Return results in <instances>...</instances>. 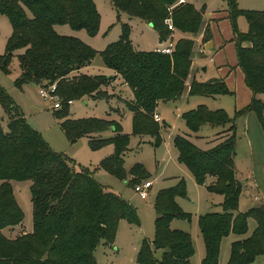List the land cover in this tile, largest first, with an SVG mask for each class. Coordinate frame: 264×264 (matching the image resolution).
Returning <instances> with one entry per match:
<instances>
[{"label":"trees","instance_id":"1","mask_svg":"<svg viewBox=\"0 0 264 264\" xmlns=\"http://www.w3.org/2000/svg\"><path fill=\"white\" fill-rule=\"evenodd\" d=\"M178 0H111L118 12L151 25L159 41L169 38L164 20L183 34L201 32L205 8L196 9L190 1ZM229 15L236 43L238 65L253 93L251 102L230 117L225 109H210L199 104L182 114L190 132L203 126L219 127L218 136L204 149L183 135L173 137L177 161L184 165L197 184H207L210 192L221 194L222 211L199 216L198 225L206 247L202 264H219L221 241L231 232L245 234L248 219L257 227L252 235L234 243L231 264H250L264 255V206L239 212V199L244 188L236 173L237 116L254 111L264 130V10L239 9L228 0ZM0 14L12 27L1 68L15 50L20 74L17 85L56 82L63 98L77 99L85 95L108 99L103 88L114 76H89L81 69L91 63L96 50L76 37L57 33L54 26L68 24L74 30L84 29L94 35L100 15L93 0H0ZM244 15L248 31L241 32L237 16ZM119 38L100 52L103 63L118 74L130 88L132 99L127 108L132 115V132L149 135L154 144L161 140V126L154 119L159 102L180 98L192 64L194 39L180 36L170 54L141 51L133 47L128 24H122ZM212 38L206 24L203 42ZM2 60V59H1ZM0 60V61H1ZM233 94L223 78L207 81L193 79L188 95L211 96ZM0 104L6 115V129L0 121V264H97L93 251L102 241L112 244L121 219L139 225L136 209L123 197L104 188L88 169L76 171L72 161L51 148L41 134L27 122L20 107L0 87ZM67 104L54 109L57 118H65L61 128L69 142L87 135L91 149L114 145V152L100 161V167L119 179H126L123 155L129 138L119 123L101 118H70ZM111 129V138L95 134ZM94 134V135H93ZM130 184L148 177L141 163L130 169ZM214 181L207 183L208 179ZM10 180H30L32 230L9 238L3 229L21 223L23 211L17 203ZM138 181V182H137ZM183 178L160 189L154 199L156 212L154 237L143 239L137 264H191L194 253L190 235L172 228L174 219H189L178 204L186 196ZM160 251L157 257L156 252Z\"/></svg>","mask_w":264,"mask_h":264},{"label":"rangeland","instance_id":"2","mask_svg":"<svg viewBox=\"0 0 264 264\" xmlns=\"http://www.w3.org/2000/svg\"><path fill=\"white\" fill-rule=\"evenodd\" d=\"M189 1L194 4L196 9H202L206 5L205 20L207 22L210 21L214 13H229L228 0ZM235 1L239 9L264 10V0ZM93 2L100 15L99 27L94 35L88 34L84 29L74 30L68 24L56 25L55 29L57 33L76 37L96 50V55L83 73L89 76H113L112 70L104 65L100 52L109 43L119 38L124 23L128 24L130 28L129 38L134 48L141 51H151L158 44L159 39L156 32L148 27L144 21L137 18L128 19L123 12H118L115 9L111 0H93ZM205 20L201 32L186 35L194 39L192 58L195 66L199 69H201V66L207 65L210 67L212 64L210 62L212 53L206 57L198 54V48L201 45L199 43L203 41ZM222 22H224L221 24L222 33L230 31L231 19L226 18ZM237 25L241 32L248 31V21L244 15L237 16ZM170 32L169 38L172 39L173 43L180 38L178 33H181L182 37L185 36L175 27ZM11 33V24L4 15L0 14V60L2 59L0 61V87L20 107L31 127L41 134L52 149L65 154L72 161L71 165L76 171L83 168L88 169L104 188L117 193L136 209L139 225L121 219L114 242L108 244L101 241L94 249L93 256L97 264H137L142 240L152 241L154 237L156 212L153 203L155 196L160 189L175 184L176 178L185 180L187 194L183 198H178V204L184 212L189 214V219H174L171 221V227L186 231L190 235L194 249L191 264H202L206 256V247L201 231H199L198 219L199 216L208 212L222 211L221 204L224 201V196L210 192L207 186L203 184H197L188 169L178 163L173 137L177 134L191 133L182 118V114L199 104L207 105L212 110L220 108L226 110L224 107H228L226 111L230 117H236V96L188 97V94L184 91L180 99L160 103L157 112L161 120L157 122L160 124L161 129L164 125L167 128L161 130L162 140L158 145L154 144L153 137L149 135L140 136L132 132V115L126 103L132 98V92L129 87L122 84L120 79L113 80V87L107 85L103 88L107 94H113L109 99H98L89 95L72 99V103L67 106L68 116L113 120L120 124L122 132L128 136L127 150L123 155L127 178L122 180L108 173L99 165L103 158L114 152L112 143L98 149H91L89 136L87 135L76 139L72 143L69 142L61 128L65 118H57L54 115L55 110L52 108V102L40 97L37 85L31 82L21 86L17 85L20 74L17 57L22 53V49L15 50L9 57L5 63L6 71L1 68L2 57L5 55L6 43ZM214 33L216 39L220 40V35L216 29ZM227 51L231 55L233 53L235 57L234 47L232 51L230 47ZM228 56L231 57L229 53ZM206 75L207 73L205 75L201 73L202 77ZM239 97L241 101L248 100L246 94L239 95ZM260 98L264 101V94ZM0 121L3 128L6 129L7 115L1 104ZM236 125V173L238 179L244 184L238 210L239 212H247L251 208L264 206V130L254 111H248L237 116ZM216 132L211 125H205L197 136L192 137L199 147L206 149L208 147L207 142L218 135V132ZM95 135H97V138H111L114 136L110 128ZM136 163H141L148 173V177L140 179L139 182L143 180L152 181L147 197L139 196L134 191L133 185L129 183L131 178L129 171ZM10 182L15 199L24 214L20 224L2 230L5 236L14 238L22 232L32 230V203L29 191L31 181L10 180ZM256 196L259 199H256ZM256 227V220L250 217L248 219V230L245 234L231 232L224 237L220 245L219 264H231L234 243L250 237ZM159 255L160 251H157L156 256ZM250 264H264V255L258 256Z\"/></svg>","mask_w":264,"mask_h":264},{"label":"crops","instance_id":"3","mask_svg":"<svg viewBox=\"0 0 264 264\" xmlns=\"http://www.w3.org/2000/svg\"><path fill=\"white\" fill-rule=\"evenodd\" d=\"M133 18H135V17H132V18L128 17V19H133ZM226 18L230 19L229 13H224V12L223 13H218L217 12V13H214L213 16L210 18V21L207 22V20H205L206 19V12H205L204 20H205L206 24H208L210 26V28H211L212 38L209 41H207V42H203L202 41L201 43H199L201 45H199L198 54L202 55V57H206V56H209L212 53V57H210V62H212V64H211L210 67H208L207 65H204V66H201V69H199V67L195 66L193 58H192V64H191V67H190L189 75H188L187 80H186V85H185L184 91H186V93L188 94V89H189L190 83H191V81L193 79H196L198 81H207V80H209L211 78H216V77L217 78H223L226 81L228 87L233 92V94H228V96H236V110H238V109H241V108L247 106L251 102V100L253 98V93L250 90V88L247 86L246 79H245V74H244V72L242 71V69L238 65V57H237L236 43L234 41V32H233V28H232V23H231V30L230 31H228L226 33L225 32L222 33V31H221V24L224 23L222 21L224 19H226ZM144 23L148 27L153 29L148 23H146V22H144ZM54 28L56 29V25L54 26ZM215 29H216V31H218V33L220 35V40H217L216 37H215V33H214ZM178 34L180 36H182L181 33H178ZM183 35H185V34H183ZM157 37H158V35H157ZM160 43H161V41H158L157 45H159ZM229 47L231 48V51H232L233 47L235 48V51H234L235 57H234L233 53L231 55V53L229 51H227V49ZM154 48L152 50H154ZM135 49L139 50L138 48H135ZM228 53L230 54L231 57L228 56ZM89 65H90V63L88 65H86L85 67H83L81 69V72L83 73V71L86 70V68ZM204 67H206V70H203ZM112 72H113L114 78L111 80V82L109 83L108 86H112L113 80H115V79H120L122 81V84L126 85L123 82L122 78L118 74H116L113 70H112ZM201 73H203L204 75L207 73V75L205 77L204 76L202 77ZM242 94H246L248 96V100L247 101H241L239 95H242ZM108 95H109L108 99L111 96H113V94H108ZM189 96L190 95H188V97ZM194 96L212 98L211 96H198V95H194ZM219 96H221V95H217L215 97H219ZM260 97H261V95H260ZM180 98H181V96H180ZM180 98H178V99H180ZM178 99H176V100H178ZM176 100H172V101H176ZM196 101L201 102L202 100H196ZM160 103H162V102H159L158 105ZM158 105L156 107V111L158 110ZM224 108H226V110H228L227 109L228 107H224ZM157 114H158V112H157ZM68 117L74 118L72 116H68ZM165 128H167L166 125H164V127L162 129H165ZM215 128H217V129H215ZM213 129L215 131H217L218 134H219V132L221 130V128H219V127H213ZM191 133H189V134L185 133L183 136H186L194 144H196L192 136H197L199 134V132L198 133L191 132ZM161 135H162V133H161ZM208 142H207V144H208ZM209 146L210 145L208 144V147ZM176 159H177V152H176ZM178 179L179 178H176L175 183L178 181ZM213 181H214V178H210V179H208L207 183H211ZM206 185L207 184H205V186ZM243 186H244V184H243Z\"/></svg>","mask_w":264,"mask_h":264},{"label":"built area","instance_id":"4","mask_svg":"<svg viewBox=\"0 0 264 264\" xmlns=\"http://www.w3.org/2000/svg\"><path fill=\"white\" fill-rule=\"evenodd\" d=\"M189 0H178L177 4L187 2ZM164 23L166 24L167 28L172 31L174 29L173 23L171 18H166L164 20ZM173 50V42L171 38H168L167 40L162 41L159 45H157L154 48V51L170 54ZM38 87V94L40 97H42L44 100H48L52 102V108L53 109H60L63 106V103H66L67 105H70L72 103L71 99L63 100V98L59 95L57 92V85L56 82L51 83H40L37 85ZM154 119L156 121H160V116L155 113ZM152 186L151 180H143L138 183L133 184L134 191L141 197H147L149 194V188ZM256 199H259L258 196H256Z\"/></svg>","mask_w":264,"mask_h":264},{"label":"water","instance_id":"5","mask_svg":"<svg viewBox=\"0 0 264 264\" xmlns=\"http://www.w3.org/2000/svg\"><path fill=\"white\" fill-rule=\"evenodd\" d=\"M150 25V24H149ZM151 26V25H150ZM203 70H206V67L203 68Z\"/></svg>","mask_w":264,"mask_h":264}]
</instances>
